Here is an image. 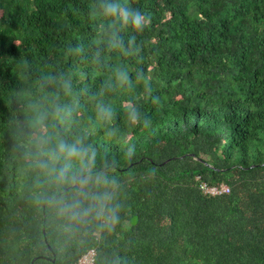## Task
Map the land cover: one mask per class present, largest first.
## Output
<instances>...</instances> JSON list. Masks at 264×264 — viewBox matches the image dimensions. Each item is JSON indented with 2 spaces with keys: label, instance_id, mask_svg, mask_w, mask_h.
<instances>
[{
  "label": "trees",
  "instance_id": "1",
  "mask_svg": "<svg viewBox=\"0 0 264 264\" xmlns=\"http://www.w3.org/2000/svg\"><path fill=\"white\" fill-rule=\"evenodd\" d=\"M118 2L142 29L104 16L102 0H0V264H76L91 248L98 264H264V0ZM121 66L132 87L116 82ZM57 99L75 123L46 131L95 149L61 180L30 143Z\"/></svg>",
  "mask_w": 264,
  "mask_h": 264
},
{
  "label": "clouds",
  "instance_id": "2",
  "mask_svg": "<svg viewBox=\"0 0 264 264\" xmlns=\"http://www.w3.org/2000/svg\"><path fill=\"white\" fill-rule=\"evenodd\" d=\"M102 13L106 17H114L125 24H131L137 29H142L145 23V16L136 10H130L122 5L118 0H102ZM111 47H122L119 36L113 32L112 39L108 41ZM113 75L117 83L132 87L133 79L130 77L127 68L115 67ZM54 79V78H52ZM136 79H142L141 74H137ZM63 87L70 90V83L63 81ZM106 89L111 88L112 84L106 83ZM42 108L44 101L37 102ZM49 105L43 111L37 113L33 118L31 126L36 129L38 135L30 143L36 149V155L41 157L40 167L52 174L55 179L75 177L84 167L95 160V149L88 143L83 136L75 137L71 142L66 140L61 134H53L46 131L47 121L50 118L59 120L62 123H75L73 113L76 105L74 103L62 102L60 100L46 101ZM114 109L112 105L103 99H97L95 104V116L98 120L108 123L114 119ZM127 119L130 123H142L144 128L150 125L149 120L142 119L141 113L136 107H129L127 110ZM105 135L108 138H117L120 135L118 127L109 126L105 129ZM134 150L130 149L127 153L131 158ZM60 164L57 167V164ZM83 179V177H81Z\"/></svg>",
  "mask_w": 264,
  "mask_h": 264
},
{
  "label": "built area",
  "instance_id": "3",
  "mask_svg": "<svg viewBox=\"0 0 264 264\" xmlns=\"http://www.w3.org/2000/svg\"><path fill=\"white\" fill-rule=\"evenodd\" d=\"M202 188L206 193L211 195H224L230 192V188L222 184L220 186L211 187L207 184H203ZM98 250L96 248L89 249L78 261L76 264H98L97 262Z\"/></svg>",
  "mask_w": 264,
  "mask_h": 264
},
{
  "label": "water",
  "instance_id": "4",
  "mask_svg": "<svg viewBox=\"0 0 264 264\" xmlns=\"http://www.w3.org/2000/svg\"><path fill=\"white\" fill-rule=\"evenodd\" d=\"M78 183H79V179L76 181V184H78ZM138 219H139L138 216L134 217L133 218V223L136 224L138 222Z\"/></svg>",
  "mask_w": 264,
  "mask_h": 264
}]
</instances>
